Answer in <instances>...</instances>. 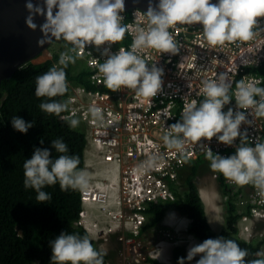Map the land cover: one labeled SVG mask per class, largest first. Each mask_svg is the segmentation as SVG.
I'll return each instance as SVG.
<instances>
[{
	"label": "clouds",
	"instance_id": "1",
	"mask_svg": "<svg viewBox=\"0 0 264 264\" xmlns=\"http://www.w3.org/2000/svg\"><path fill=\"white\" fill-rule=\"evenodd\" d=\"M25 9L26 26L33 31L39 29L41 33L37 46L44 47L53 40L38 57L40 62H34L50 59L53 65L35 78L36 97L47 98L39 108L46 114L60 117L70 128L79 127L86 132L75 111L70 109L73 101L69 95L76 85L87 84L89 74L85 82H76L67 80L65 71L70 63L75 62L79 63L78 71L82 68L91 71L87 62L81 59L86 46L95 45L99 50L101 45H109L101 53L106 59L97 66L105 88L112 91L127 88L137 98L150 99L162 89L163 69L155 63L149 67L141 55L143 50L178 52L179 47L171 31L178 24H202L203 38L210 48L250 41L256 35L257 30L254 29H258L257 19L264 17V0H218L217 3L211 0H159L155 5L150 0L147 10L142 12L146 23L135 28L129 50L120 48L115 53L110 45L121 42L130 31L121 23L125 0H25ZM140 13L137 10L135 17L138 18ZM38 16L43 18L40 24L36 23ZM67 45L70 47L60 52ZM43 54L47 56L41 60ZM201 85L203 98L199 102L192 100L184 104L180 119L168 126V131L162 136L164 146L184 156L186 145L198 144L213 173L222 174L225 180L238 187L252 186L256 197L264 203V140L259 136L254 141L250 140L247 130L241 131L242 125H252L256 118H264V87L244 79L233 82L228 73H220L212 79L204 78ZM66 94L64 100L56 99ZM233 99L235 108L229 107L224 111ZM87 112L92 122L104 125L105 113L101 107L93 103ZM249 115L254 119L249 120ZM11 125L14 130L26 134L34 122L14 116ZM214 137L219 143L234 146L235 152L224 156L203 143V140L211 141ZM40 143L43 145L44 141ZM52 149L59 155L53 157ZM85 151L89 154L92 151L88 138ZM68 153V145L62 138H57L51 141L50 147L34 146L32 156L25 160L24 187L35 190L37 202L49 201L51 194L43 189L57 184L62 191L71 189L80 191V195L90 190L91 182L114 181L112 189H118L121 180L117 170L111 176L102 175V180L93 181L92 176L97 172H92V163L87 166L85 161L81 168L80 157ZM137 167L142 171L158 170L157 157L150 155ZM116 175L118 181L115 180ZM174 209L179 210L177 207ZM237 212L239 220L242 219V211ZM184 214L190 218V227L191 216ZM253 214L256 215L255 210ZM169 217L174 218L175 214L170 213ZM96 236L88 228L83 235L62 231L49 242L52 252L50 264H104L106 250L94 247L90 237L94 239L95 246L96 239L99 245H104L105 240L103 236ZM248 257V250L241 248L236 240L220 236L191 244L178 264H191L193 260L195 264H264V250L257 251L252 259ZM113 260L110 255L107 264ZM135 262L139 264L142 261Z\"/></svg>",
	"mask_w": 264,
	"mask_h": 264
},
{
	"label": "built area",
	"instance_id": "2",
	"mask_svg": "<svg viewBox=\"0 0 264 264\" xmlns=\"http://www.w3.org/2000/svg\"><path fill=\"white\" fill-rule=\"evenodd\" d=\"M137 10L141 11L138 18L135 17ZM142 12L145 11L139 8H125L121 13V23L127 25L130 31L121 42L110 45L113 53L120 48L129 50L135 28L146 23ZM257 21L258 29H254L257 31L252 40L226 43L215 48H210L204 40L202 25L174 26L171 31L178 44V52L160 53L145 49L141 53L149 67L155 63L163 69L162 89L150 99L137 98L127 88L117 91L105 88L97 66L106 59L101 53L109 45H101L99 50L95 45L86 46L81 59L87 62L91 71L86 78L87 84L81 83L72 88L70 109L85 126L90 147L104 162L118 168L115 169L121 181L117 190L112 189L114 181H102L91 182L90 190L81 192L82 202L89 208L81 212L80 224L98 236L105 235L107 240L112 233L118 235V239L134 254L135 260H142L141 249L145 243L141 233L148 210L155 201L175 200L173 186L181 169L189 160L205 156L198 144L186 145V154L182 156L176 150L167 149L162 136L168 131V126L180 119L185 103L192 100L199 102L203 98L201 80L204 78L212 79L220 73H228L233 82L244 79L264 87V17ZM69 47L67 45L60 52ZM260 67L263 70L259 71ZM93 103L104 110L105 123L102 126L92 122L88 115L87 109ZM229 107L235 108L234 99L224 111ZM248 119L254 118L249 115ZM245 129L250 140L254 141L258 136L264 140V118H256L252 125H242L241 131ZM203 143L224 156L235 152L234 146L219 143L215 137L211 141L203 140ZM150 155L157 157L158 170H140L137 165ZM248 187L245 207L241 209L242 219L253 217L264 222V203L256 197L254 188ZM98 212L107 218L106 223H102L104 219L97 215ZM159 231L167 239H175L173 230L160 228ZM258 234L263 236L264 230H258Z\"/></svg>",
	"mask_w": 264,
	"mask_h": 264
},
{
	"label": "trees",
	"instance_id": "3",
	"mask_svg": "<svg viewBox=\"0 0 264 264\" xmlns=\"http://www.w3.org/2000/svg\"><path fill=\"white\" fill-rule=\"evenodd\" d=\"M52 60L42 63L28 62L18 68L10 78L2 81L0 89V264H50L51 248L49 242L62 231L83 235L86 228L78 223L81 214L82 201L80 191H62L59 184L45 187L43 190L51 194L47 202H37L36 192L24 187L23 164L32 156L34 146L50 147L51 141L62 138L69 147L70 155L80 157L79 167L85 164L86 132L82 128L72 129L58 116L41 111L39 104L47 98L35 95V78L52 67ZM79 63H70L65 69L67 80L85 82L90 71L82 68ZM257 71V68H255ZM263 70L262 67L258 69ZM57 97L64 100L65 97ZM64 115V113L62 114ZM20 116L26 121H33L34 126L28 132L21 133L13 129L11 119ZM44 143L41 145L40 141ZM53 157L59 155L52 149ZM200 161L202 157H200ZM196 169L191 170L188 178V189L184 192L174 184L177 193L174 201H155L149 213L150 225L158 223L171 206L177 207L183 213L191 216L190 231L202 240L216 238L207 219L205 205L200 195L197 183L193 180ZM219 184L226 199L227 228L221 233L225 238L236 240L241 248L249 252L248 259L254 258L257 251L262 250L264 239L247 241L234 233L238 230L240 214L237 212L238 202L235 200L236 187L219 175ZM238 193V192H237ZM92 243L95 241L92 237ZM97 249H100L96 247ZM110 254L104 257V264ZM153 264H165L157 259Z\"/></svg>",
	"mask_w": 264,
	"mask_h": 264
},
{
	"label": "crops",
	"instance_id": "4",
	"mask_svg": "<svg viewBox=\"0 0 264 264\" xmlns=\"http://www.w3.org/2000/svg\"><path fill=\"white\" fill-rule=\"evenodd\" d=\"M198 160H201L200 157L197 158ZM85 161L88 166V164L92 163V172H97L105 176H111L113 172L118 170L116 166H113L112 164H109L107 162H104L92 149L91 154L88 153V151H85ZM98 166V167H97ZM195 166V161L189 160L186 165L181 169V172L178 177V181L181 180L182 184H186L187 189H188V178L191 174V170L194 169ZM116 168V169H115ZM186 170H188L186 172ZM212 172V171H211ZM209 170H206V172H202L200 170L196 171V176L193 178V180L197 183L200 195L203 199L204 205H205V210H206V215L207 219L214 231H219L221 232L227 228V213L228 209L226 207V199L227 195L225 196V193L221 189L220 185H216L215 181H213V178H217V181L219 180V174L218 173H213L211 174ZM117 176H115V180L118 181ZM212 177V178H211ZM203 178V180H202ZM209 180V181H206ZM176 182V184L178 183ZM186 189V190H187ZM222 192V193H220ZM243 193V191H242ZM174 206L169 207L166 209L165 214L161 220L158 221V223L150 225V220L147 222V226L145 230L147 231V234H149L151 237V241H156L159 239L158 234H156V231L153 227H157V225H163L166 224L167 226H174V228H179L181 230L180 237L178 238L177 241H171V242H165L163 241L161 243L159 251H151L150 247L146 249L147 257L150 252H152V255L157 256L160 258L161 262L165 264H178L179 258L180 257H185L187 254V249L188 247L193 244V243H198L202 242L203 240L194 235L189 231V223H190V218L189 216L185 215L182 211L180 212L179 210H175ZM171 211V212H170ZM174 213L175 217L170 218L169 214ZM209 214L211 216V219L209 218ZM239 222L241 223L239 226V235L244 236L245 238L248 235L250 231L253 229L256 230V228H262L263 225L256 226L253 220H242L240 219ZM256 223H259L262 221L256 220ZM244 226H247L244 227ZM152 227V228H151ZM164 227V226H161ZM152 229V230H151ZM173 230V229H172ZM145 233V231H144ZM153 233V235H151ZM97 238H100L101 236H96ZM113 237V236H111ZM252 238V236H250ZM249 238V239H250ZM153 244V242H151ZM98 248L103 247L107 253L114 254L111 252L110 248H108L105 245H98ZM161 255L162 257H160ZM197 257L196 259H198ZM131 264H138L134 260ZM191 264H195V260L191 262Z\"/></svg>",
	"mask_w": 264,
	"mask_h": 264
},
{
	"label": "water",
	"instance_id": "5",
	"mask_svg": "<svg viewBox=\"0 0 264 264\" xmlns=\"http://www.w3.org/2000/svg\"><path fill=\"white\" fill-rule=\"evenodd\" d=\"M151 2L155 5L159 0H151ZM211 2L217 3L218 0ZM149 3L150 0H125V8H139L146 11ZM26 15L25 0H0V89L2 81L10 78L18 68L28 62H38L36 59L53 41L44 47H38L37 39L41 33L39 29L33 31L26 26ZM42 22L43 18L38 16L36 23Z\"/></svg>",
	"mask_w": 264,
	"mask_h": 264
},
{
	"label": "rangeland",
	"instance_id": "6",
	"mask_svg": "<svg viewBox=\"0 0 264 264\" xmlns=\"http://www.w3.org/2000/svg\"><path fill=\"white\" fill-rule=\"evenodd\" d=\"M46 56H47V54H43V56L41 57V60L43 58H46ZM36 61L40 62V58H37ZM203 159H204L205 163H202V161H200L198 159H193V161H195L196 169H199L202 172H206V170H209V172H211V169L209 168V161L205 159V156L202 157V160ZM87 170L89 171V169H87ZM187 171L188 170H186V172ZM211 174H213V172H211ZM102 179H103V176L100 173H96V174H94V176H92V180L93 181H99V180H102ZM202 180H203V178H202ZM212 180L215 181L216 185L219 186V181H217V178H213ZM206 181H209V180H206ZM229 183H231V182H229ZM177 184L179 185L178 189L180 191H182V192L186 191L187 186H186V184H182L181 180H179ZM232 185H234V184H232ZM234 186L236 187V192L234 191L233 194L236 193L235 200L238 202V209L237 210L240 212V211H242L241 209H244V207H245V199L247 197V194H248V191H249L250 188L248 186H244V187H238L236 185H234ZM242 191H243V193H242ZM220 193H222V192H220ZM225 196H226V194H225ZM170 201H174V200H170ZM87 208H89V207L84 205L81 210L84 211ZM97 215H101V218L104 219V221H102V223H106L107 222V218L102 213L98 212ZM150 218H151V215L148 212L147 221H146L145 226L142 228V233H141V237H142V239H143V241L145 243V246L141 249V251L143 253L142 254V260H141L142 262L139 263V264H153V262L151 261V260H153V258L161 261L159 257L152 255V252L155 251V250L159 251L161 243L163 241H165V242L177 241L178 238L180 237V233L179 232H181V230L179 228H177V227L174 228L173 225L172 226H170V225L167 226L166 224H163V225H157V227H153L155 229V231H156V234H158L159 239L156 240V241H151V239H150L151 236L149 234H147V231L145 230V228L147 226V222H149ZM209 218L211 219L210 214H209ZM246 220H253L256 226H259V225L262 224L263 227L262 228H258L257 227L256 230L253 229L252 231H250L248 233L249 236H247L246 238L244 236L239 235V231L238 230L234 234L236 236H239L240 238H242L244 240H247V241H249L250 236H252V238H250V239L253 242L258 241L257 240L258 238H256V237L264 239V235L260 236L258 234V230H261V229L264 230V222L262 221V223L261 222L256 223L255 219L253 217H250V218H248ZM240 224L241 223L238 222V229H239ZM161 226H164V227H161ZM244 227L247 228V226H244ZM160 228H166V229L168 228L170 230L173 229V231L176 234L175 235V239L174 240L167 239L164 236L163 232L159 231ZM144 231H145V233H144ZM216 233L219 234L218 237L223 236V235H221L222 234L221 230H219V231L216 230ZM151 235H153V233ZM111 236H113V238L111 240H108L107 243H106L105 235L103 237H104V240H105L104 245L107 246L108 248H110L111 249L110 251L114 253V254H111V257L114 258L112 263L120 262V264H131L133 262V260L136 261L135 258H134V254L132 252H130L128 246L124 242H122L121 240L118 239V235L112 233L109 236V239H110ZM151 242H153V244H151ZM96 243H97V245H96V247H97L99 245V243H100L99 240L96 239ZM149 247H150V250L152 252H150L148 257H147V253L145 251ZM262 250H264V243L262 244ZM159 256L162 257L161 255H159ZM34 264H40V263L37 261Z\"/></svg>",
	"mask_w": 264,
	"mask_h": 264
},
{
	"label": "flooded vegetation",
	"instance_id": "7",
	"mask_svg": "<svg viewBox=\"0 0 264 264\" xmlns=\"http://www.w3.org/2000/svg\"><path fill=\"white\" fill-rule=\"evenodd\" d=\"M113 237H110V239L109 240H111Z\"/></svg>",
	"mask_w": 264,
	"mask_h": 264
},
{
	"label": "bare ground",
	"instance_id": "8",
	"mask_svg": "<svg viewBox=\"0 0 264 264\" xmlns=\"http://www.w3.org/2000/svg\"><path fill=\"white\" fill-rule=\"evenodd\" d=\"M171 212V211H170Z\"/></svg>",
	"mask_w": 264,
	"mask_h": 264
}]
</instances>
